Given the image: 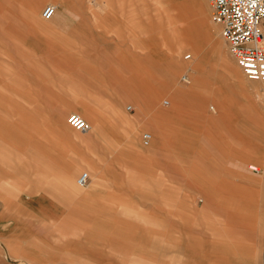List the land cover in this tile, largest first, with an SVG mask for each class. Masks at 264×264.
Masks as SVG:
<instances>
[{
  "label": "crops",
  "instance_id": "crops-1",
  "mask_svg": "<svg viewBox=\"0 0 264 264\" xmlns=\"http://www.w3.org/2000/svg\"><path fill=\"white\" fill-rule=\"evenodd\" d=\"M50 1L53 0H31L30 4L26 0H0V6L5 4L13 11V17L28 22L22 26L11 22L0 24V93L4 94V100L0 101V201L10 204L11 200L8 202L6 198L12 197L18 205H6V209L0 212L1 216L5 212L11 213L7 217L9 223H4V218L0 217V255L11 261L20 259L36 264H55L39 263L38 259L48 258L47 252L54 255L76 249L83 255L82 260L87 262L102 259L99 249L95 248L102 246L101 250L105 248L107 252L115 253L114 259L121 261L120 264H264V144L261 145V139L259 141L257 136L254 137L253 141L260 149L256 147L255 163L246 162L251 155L245 147L248 134L240 136V133L237 137L227 131L228 136L222 135L226 130L223 131L218 124L220 115L227 117L222 111L228 110L229 113L230 101L215 100L214 107L204 96L200 101L201 96L193 91L196 89L192 84L194 71L181 61L179 52V49H185V43L179 37V32L184 29L185 12L182 5L173 7L175 9L172 11L163 7L166 0H153L151 8V0H89V5L54 0L51 4L54 7L52 15L57 14L45 19L40 8ZM115 3L118 4L117 8ZM20 5H27V8ZM161 7L167 11L166 19L159 13L162 12L159 10ZM151 12H155L154 18ZM103 13L115 14V21L118 16L122 17L135 29L140 26V17V20L148 18L150 23L156 25L154 30L159 35L164 30L178 49L169 58L171 61L164 72L166 75L156 77L150 73L147 86L128 89V80L123 81L118 77L132 73L136 77L139 72L133 71L135 62L147 57L134 41H130L135 34L125 30L129 25L115 26L114 30L109 31L114 27L108 26L114 16ZM201 13V8H197L187 14L191 23L189 34L194 41L189 46L194 51L200 49L195 20ZM8 19L12 21V18ZM104 20H108V23L102 22ZM73 22H76L75 25ZM19 27L28 30L24 32ZM76 28L86 29L91 37H83V32ZM72 29L74 33L81 34L72 36ZM39 42L46 45L39 51L40 55L64 52L70 57L76 55L71 57L74 61L85 57L103 61L115 59L118 65L115 71L119 72L115 77L121 88L115 91L117 99L104 105L111 121L96 111L101 107V96L86 93V90L95 93L100 89L97 83L84 76L89 74L79 72L70 74L71 79H58L60 73L57 70H49L51 67L39 63L42 59L36 58L38 54L34 52L33 45ZM60 45L69 47L62 48ZM223 54L231 66H235L224 48ZM107 65L109 62L101 67L106 68ZM172 65L182 66L180 68H183L184 74L187 73V87L180 86L175 80L180 68L170 71ZM87 66L74 64L70 68L78 71ZM151 68L154 69L153 66ZM230 71L239 80L236 76L238 70L234 69L235 73ZM227 75L230 74L227 72ZM52 90L82 92L73 97L77 101L73 106H78L80 111H73L72 114L79 115L91 126L83 130L88 141L85 154L73 160L79 167L85 168L77 177L66 161L64 169H58L52 161L54 157L49 154L52 149L47 140L56 141L53 147L61 143L63 130L58 126L66 127L64 119L73 107H59L51 120L41 119L44 111L39 96L46 97ZM188 90L196 93L199 100L194 96L193 100H186ZM162 96H167L169 100H163L170 103L165 105ZM89 99H93L96 105L89 103ZM126 101L131 104L125 105ZM137 103H141V107ZM219 109L221 113H217ZM243 110L241 115H245L246 119L248 111ZM263 110V101L259 99L256 102L258 118L259 115L263 116ZM133 112L139 115H132ZM206 123H215L216 129L211 128V132L217 135L209 137L211 140L205 138L210 140L208 144L202 139L195 142L193 135L201 132V129L205 134ZM101 124L115 133V142L105 135L103 131L107 130ZM70 128L72 130L66 127L72 135L81 136L82 131ZM142 130L145 131L140 135ZM144 133L150 136L146 143L143 142ZM254 134L258 135L257 131ZM233 139L239 145L240 153L227 152L234 147ZM241 141H245L244 145ZM100 148L103 149L102 154L99 153ZM237 148L234 147L235 150ZM106 152L116 153L109 158L117 164L115 172L119 171L115 173V194L125 199L120 206H115V229L105 222L106 218L98 216L102 207L110 208L107 201L104 202L102 193L107 184L99 174L108 165L99 157ZM232 154L245 156L243 160H233L228 156ZM250 164L260 169L249 170ZM8 170L16 175L8 176ZM83 173L87 175V181L80 185L77 179ZM243 181L251 189L250 192L255 191V194L252 193L254 197L232 190L234 184L243 187ZM22 182L29 183L31 188H26ZM250 182H256V189L249 186ZM184 186L191 188L185 200L181 201ZM194 195L203 199L200 211L187 200ZM213 199L218 200L223 210L212 212L209 204ZM198 231L212 233L216 239L212 248L211 243L199 238L197 241L195 236ZM40 243H45L47 249L41 248ZM146 248L153 251L162 249L164 252L160 256L150 257L143 253ZM15 250L19 253H14ZM182 250L186 255L181 254ZM67 255L64 256L69 257ZM69 258L75 260L71 256Z\"/></svg>",
  "mask_w": 264,
  "mask_h": 264
},
{
  "label": "rangeland",
  "instance_id": "rangeland-1",
  "mask_svg": "<svg viewBox=\"0 0 264 264\" xmlns=\"http://www.w3.org/2000/svg\"><path fill=\"white\" fill-rule=\"evenodd\" d=\"M31 4V0H26ZM45 1V0H44ZM71 4H84V5H89L90 2L89 0H70ZM53 1H50L49 4H47L48 2L44 3V5H51L53 4ZM152 5L149 6V8H151L153 6V0L150 1ZM195 3H199L201 10L203 11V13H201L200 17L207 23L206 26H204L205 28V35L204 33L200 34V38H202V43L205 41V45L198 51H194L190 48L189 44L192 45L193 44V40H190L189 42H187V44H185V49H179L180 52V58L182 62H186L188 67H190V69H192L194 71L193 77H192V84L195 85V88L193 91H196L197 94H199L201 97H206L209 101V105H214V101L215 100H219L221 102L223 101H230V112L228 113V110H223L222 112H225L224 114L227 115V117H223V115H220V120L218 122V124L220 125L219 127L222 129L223 131L226 130L224 133H222V135H226L228 136L230 132L231 135H235L237 137L243 136L244 133L248 134V140H247V145H245L246 149L248 150L249 153V158L247 160H245L248 163H255V154L257 153L256 147H258L260 149V146L256 145V142H254L253 138L254 137H258V140L261 139L260 144H264V140L262 141V138H264V110L263 113L261 115H259L260 117L258 118L256 116V102L259 101V99L263 101V107H264V95L262 94L264 91V87H262V85L260 84V82L258 81H253V80H249L241 71V69L239 68V66L237 65L234 57L232 56V54L230 53L229 49H228V45L225 42V40L222 38L221 34H220V26L216 23H214L211 19V8L208 4L207 0H166L165 3H163V7L165 9L168 10H172L175 9L173 7H179L180 5H183L185 8H187L188 11L191 10L192 5ZM2 3H0L1 5ZM42 6L40 9L42 11V8H44L45 6ZM118 5V4H117ZM117 5L115 3V8H117ZM22 8L24 7V9L27 8V5H20ZM86 7V6H85ZM161 7L159 8V10H162V12L159 11V13L162 14V16H164V19H166V15H167V11H164V8ZM171 8V9H170ZM14 9V8H13ZM173 11V10H172ZM0 13H1V21L0 24L4 25L7 23H13L17 26H22L24 24H28V22H26V20H24L23 18L20 17H13L14 13L12 10H9L8 8H6L5 4L3 6H0ZM154 13L155 12H151L150 15L152 14V18H154ZM40 14V13H39ZM42 14V13H41ZM57 13L54 14V16H56ZM106 15H110V16H114V20H112L111 23H109L108 26H114L111 27V30L115 29V26H125L126 24L129 25L127 22H125L124 20H122V17L118 16V19L115 21V14L113 13H103ZM139 14V13H138ZM89 13L86 14V16H88ZM53 16V15H52ZM53 16V17H54ZM145 16V15H144ZM8 17L12 18L9 20ZM41 17V16H40ZM199 17V18H200ZM151 18V19H152ZM141 17L139 18L138 22L140 24V26H138L136 29L132 28L130 25L128 28H126V31H130V32H134L133 34H135V36L130 40L131 42L134 41V43L136 44V47L139 48V50L141 52H143L144 57L147 59L146 60H141V61H136L134 66H133V71H137L139 72L138 75L136 77L133 76V73L130 76H121L118 77L120 80H128V89H132L135 87H140V86H147V83L150 81L149 79V74L151 73V76H161V75H166L164 74L165 70L169 68L170 66V61L171 59H169L172 56H174V54L176 53V46L173 42V40L169 37V35L167 36V33L164 32V30H161L160 33H162L161 35H159V33L154 30V26H156L155 24H153V22H149L150 20L148 18H142V20H140ZM144 19V20H143ZM77 20V19H75ZM190 18L187 19V17H184V22H183V27H184V23L187 26L188 22H189ZM105 24L108 23V20H104L102 21ZM76 22H73V24L75 25ZM72 24V25H73ZM199 25V23H197ZM170 25V23H169ZM25 27H28L25 25ZM2 29H4V26H2ZM19 30L22 31H27L28 29H21V27L18 28ZM120 29V28H119ZM216 29V30H214ZM77 31L79 32H83V37H89V33L86 31V29L84 28H76ZM5 31V30H4ZM72 36H78L81 33H74V30L72 29ZM67 36H71L67 35ZM162 36V37H161ZM204 36V37H203ZM37 37V36H36ZM91 37V36H90ZM2 42V41H0ZM184 42V41H183ZM204 44V43H203ZM34 49H35V53L38 54V56L36 57L37 59H42L39 63H45L47 66L51 67L50 69H54L57 70L60 73V76H58V79H61L63 77H68L69 79L73 78L72 76H70V74L73 73H81V74H89V75H84L87 77V79L93 81L94 83H97L100 87V89H98L95 93H93L92 90H86V93L88 94H92L94 96H101L102 100L100 101L101 103V107L96 108V111L103 115L104 117H106L108 120L111 121L112 118L109 117V113H108V109L105 108L104 105H106L107 103H109L112 100H115L116 97H118V94H115V91L117 89H120L121 86H119L120 84L118 83L115 74L119 75V72L115 71V67H117L118 65L115 63V59L112 58V60H107V61H103V60H98V59H88L90 57H85V58H81L80 61H74L71 59V57L73 58L74 56L77 57L76 55H72L71 57L66 55V53H52V54H47V55H40L39 51H41L42 48H46L45 44H42L41 42H39L38 44H34ZM201 46V45H200ZM59 47H66L64 45H60ZM69 47V46H68ZM66 47V48H68ZM136 48V49H137ZM223 48H224V52L225 54H227L235 63V66H231V64L228 61V58L225 57V55L223 54ZM190 49V50H189ZM67 52L69 54L70 50L67 49ZM186 54H190L191 57L185 59V55ZM71 55V54H69ZM207 55V56H206ZM77 59V58H76ZM79 60V59H78ZM91 60V62L89 61ZM109 65L106 66V68H102V64L108 63ZM90 63L96 65V67H94L93 65H91ZM86 65L90 64L87 67H83L82 70H73L70 68L71 65ZM182 65V64H181ZM151 66L154 67V69L151 68ZM156 66V68H155ZM175 67H173V65L170 67V71L173 70L174 68H180L182 66H178V65H174ZM118 68V67H117ZM237 69L238 72L236 74V76H238L239 80H237L236 78H234L232 72L230 70ZM150 70H152L150 72ZM132 71V72H133ZM227 72L230 75H227ZM185 72L183 71V68H180L179 70H177V73L175 75V80L178 82V84H180V86L182 87H187V82H183L181 81V76L184 74ZM235 73V72H234ZM187 74V73H186ZM227 75V76H224ZM187 76V75H186ZM166 79H168L166 77ZM193 80L195 82H193ZM189 82V79H188ZM187 95L185 97L186 100H192L193 99V95L191 96V92L192 90H188L186 91ZM85 93V92H84ZM85 93V94H86ZM38 94L37 97L39 96V92L36 93ZM51 96H48V95ZM81 93H77V92H72V91H57V90H52V92L48 93L46 97H42L39 96V103L44 111V117L41 116V119H43L44 121H49L53 118V114L55 112H57V109H59V107L62 108V106H69V105H75L76 104V100L73 99L74 96L77 95H81ZM116 95V97H115ZM166 95V94H165ZM199 96V97H200ZM227 96L225 99L224 97ZM143 98V97H142ZM142 98L140 100H142ZM195 98H198L197 96H195ZM117 99V98H116ZM163 99H168L167 96H162L161 100L164 103ZM144 100V99H143ZM226 101V102H227ZM89 103L96 105L95 102H93V99H89L88 100ZM93 102V103H92ZM170 102H168L169 104ZM25 104V103H24ZM131 104V102L126 101L125 105ZM138 104V103H137ZM244 105V106H241ZM138 106L141 107V103L138 104ZM241 106V107H240ZM246 109V111H248V115L245 119V115H241V113H244V110ZM208 110V108H207ZM220 110V109H219ZM73 111H80V109L78 108V106H73L70 108V111L68 112L66 118L64 119L65 121V125H69L68 123V117L72 114ZM220 111H217V113ZM135 112L132 113V115H134ZM232 114V116L230 117V115ZM135 115H139V114H135ZM219 115V114H218ZM216 115V117L218 116ZM211 116V115H210ZM230 117V118H228ZM113 121V120H112ZM260 121V122H258ZM221 122V124H220ZM246 122V123H245ZM205 125V132L208 134H204V130L201 129V132H196L193 137H194V141L197 142L198 140L204 141L205 143L208 144V142L211 140V138L209 137H215L217 134L214 132H211V128L214 130L216 129L215 127V123H209V124H204ZM70 126V125H69ZM91 126V125H89ZM103 129H106V131H103L105 133V135L111 137L109 140L110 141H114L115 142V133L114 132H110L108 129V127L105 124H101ZM208 126V128H207ZM71 127V126H70ZM89 128V127H88ZM61 129L63 130L62 134L60 135V138L63 139L61 141V145H55L53 147V143L57 144L56 141H49L47 140V143H49V147L52 149L51 152L49 154H51L52 157H54L52 159V161L55 162L56 167L58 169H64V164L68 163V165L70 166V169L75 170L76 176L77 177L82 171L85 170L84 167H79V165H77L73 160H75L76 158L81 157V155L85 154L86 152V143L87 138L85 137L86 131H82L81 132V136L80 137H76L74 135H72L71 132H69L66 127H61ZM74 131V130H73ZM145 130H142L140 132V135L142 132H144ZM257 131L258 135H255L254 132ZM114 135V136H113ZM140 135H139V139H140ZM209 138L210 140L207 141L205 138ZM244 137L246 138V136L244 135ZM64 141V142H63ZM125 141V140H124ZM123 141V142H124ZM260 141V140H259ZM242 142V141H241ZM90 143V142H89ZM239 143V141H238ZM243 145L245 143V141L242 142ZM259 143V142H258ZM232 144L234 147H238L236 150L233 148H230L227 152L228 153H233V152H239L241 151L239 145H236L237 142L233 139L232 140ZM201 146V145H200ZM264 146V145H263ZM103 149L100 148L99 153L102 154ZM215 151V150H214ZM213 151V152H214ZM263 154H264V149L262 148ZM226 152V153H227ZM116 153L115 152H106L104 156H99L103 162L108 163L107 165V169L105 167H103L101 169V171L99 172V174L102 175V180L107 184L105 188L102 189V193L104 195V202L109 204L110 208H105L102 207V212L100 213L101 218H106L107 221H105L108 225H112V228L115 229V206L118 207L120 206V202L125 199H122V197H118L115 194V173H119L115 172V168L117 167V164H114L113 161H111L109 158H112V156H114ZM42 156V155H41ZM233 160L235 159H244V156L242 154H237L236 156H234L232 154L229 155ZM43 157V156H42ZM253 159V160H251ZM264 160V157H263ZM64 161H66L64 163ZM262 164L264 165V163L262 162ZM131 166V165H130ZM232 166H236L235 164ZM117 170V169H116ZM9 171V170H8ZM97 171V170H96ZM181 176L183 175L184 178L186 177V175L184 173H180ZM8 176H12L14 177L16 174L11 171L7 172ZM6 175V176H7ZM99 175V176H101ZM24 184V186L26 188H31V185H29V183L26 182H22ZM3 184H6L5 182H3ZM250 187H256V182H250L249 183ZM242 186H239L238 184H234L232 185V190H238L241 193H246V194H250L251 197H254L253 194H255L254 192H250L249 188H247V184L243 181L242 182ZM253 188V189H254ZM18 192L21 191V189L17 186ZM256 189V188H255ZM248 190V191H247ZM6 191V190H5ZM190 192V188H188L187 186H184V189L181 191V196H180V200H185L184 198L187 197V195ZM253 193V194H252ZM247 196V195H246ZM134 196H131L130 198H133ZM236 197V196H233ZM15 199V198H14ZM12 197L11 198H6V200L9 202L10 200V204H6L0 201V212L3 209H6V205L8 207H17L18 205H16L17 203L15 202L16 200H14ZM117 199V200H116ZM238 199V198H237ZM187 200H189L192 205L196 206V209L198 211L201 210L202 206H203V199L197 195L188 197ZM210 208L212 209V212H220L222 209V205L219 204L218 200H211L210 204H209ZM234 211V210H233ZM104 212H106L105 214H103ZM198 213V212H197ZM11 216V213H6L4 214V216L0 215V217H2L4 223H9V221H7V217ZM160 216V215H158ZM197 219L199 220V216L198 214H196ZM201 218V217H200ZM11 220V219H10ZM169 222V221H168ZM12 223V221H11ZM167 226H170L169 223H167ZM169 229V228H168ZM109 232V231H108ZM114 232V231H112ZM212 234V233H211ZM211 234H206V233H202V232H197L195 237H197V241L200 239L201 241H205L208 243H211V248L214 245V241L216 240L215 237ZM199 238V239H198ZM80 241V240H79ZM41 248L43 249H47V245L45 243L41 244L40 243ZM54 246V245H53ZM210 247V246H209ZM95 248H98V253L101 255L102 259H96V260H91V261H87L90 263H98V264H120V262H118L117 260H115V253H109L107 252V249H103L101 250L102 246H95ZM185 248V247H184ZM143 249V248H142ZM210 249V248H209ZM146 250L145 252H143L144 254L147 253V256H160V253H163L164 250L159 249V250H149V248L144 249ZM205 251V250H204ZM183 252V250H182ZM14 253L18 254V251H14ZM57 254L54 255H50L49 252H47V256L48 258H40L38 259L39 263H55V264H83V263H87L86 260H82L83 255L81 254L80 250H76V249H71L69 252H56ZM41 254V253H39ZM68 254L69 257H73L75 260L70 259L69 257H65L64 255ZM182 255H186V252L181 253ZM67 255V256H68ZM37 262H30L27 261L25 262L24 260H9L7 258L4 257L3 254L0 255V264H36Z\"/></svg>",
  "mask_w": 264,
  "mask_h": 264
},
{
  "label": "built area",
  "instance_id": "built-area-1",
  "mask_svg": "<svg viewBox=\"0 0 264 264\" xmlns=\"http://www.w3.org/2000/svg\"><path fill=\"white\" fill-rule=\"evenodd\" d=\"M211 19L220 26V34L228 45L243 74L264 86V0H207ZM54 13L53 5H46L42 17L48 19ZM185 58H189L186 54ZM68 122L78 131L88 125L78 115H70ZM150 136L143 134L146 143ZM86 174L80 177L83 182Z\"/></svg>",
  "mask_w": 264,
  "mask_h": 264
},
{
  "label": "bare ground",
  "instance_id": "bare-ground-1",
  "mask_svg": "<svg viewBox=\"0 0 264 264\" xmlns=\"http://www.w3.org/2000/svg\"><path fill=\"white\" fill-rule=\"evenodd\" d=\"M182 8H183V10H184V15H185V17H187V14H189V12L190 11H194V10H196L197 8L198 9H200L199 8V3H195V5L193 4L192 5V7H191V10L190 11H188L187 10V8H185L183 5H182ZM199 15H201V14H199ZM187 19H188V17H187ZM197 20H195V21H197V23H199V25H198V29H197V31H198V33H199V40H198V44H199V47H200V49L205 45V41L202 43V38H200L201 36H200V34H202V33H204L205 32V27L204 26H206V22L200 17V18H196ZM215 23V22H214ZM190 30H191V23H190V20H189V22H188V24H187V26L185 25V23H184V29L183 30H181L180 32H179V37L184 41V43L185 44H187V42H189L190 40H192V38H191V35L189 34L190 33ZM214 30H216V29H214ZM10 34V33H9ZM16 35V34H15ZM203 35V34H202ZM204 36H206L205 35V33H204ZM203 36V37H204ZM196 37H194V40H196L197 41V39H195ZM25 45V44H24ZM201 45V46H200ZM200 49H198V50H200ZM4 51V50H3ZM189 55V58L191 57V55L190 54H188ZM207 56V55H206ZM5 57V56H4ZM185 57V56H184ZM186 59V58H185ZM25 70V69H24ZM181 81H183V82H188V77L186 76V74H183L182 76H181ZM262 87H264V86H262ZM193 92V91H192ZM153 96H154V94H152ZM194 97L195 96H197V94L195 93H193L192 94ZM155 97V96H154ZM1 100H4V94H1L0 93V101ZM193 100V99H192ZM198 100H199V98H198ZM200 101H202V97L200 98ZM164 104L165 105H167L168 104V101H164ZM212 106H214V105H212ZM129 107V106H128ZM215 107V106H214ZM117 111V110H116ZM230 112V111H229ZM74 114V113H73ZM73 114H71V115H73ZM75 115H77V114H75ZM79 116V115H78ZM231 117V116H230ZM83 119V118H82ZM68 120V119H67ZM84 120V119H83ZM85 121V120H84ZM86 122V121H85ZM69 123V122H68ZM70 125V124H69ZM69 125H67L66 124V127L67 128H69L70 130H72L70 127H69ZM88 125V124H87ZM71 126V125H70ZM58 127H63V125H61V126H58ZM65 127V126H64ZM88 127H89V125H88ZM88 127L86 128V129H88ZM74 129V128H73ZM85 129V130H86ZM75 130V129H74ZM158 138H159V136H158ZM27 149V148H26ZM43 150H44V148H42ZM229 156V155H228ZM230 164V163H229ZM238 166H240V164L238 165ZM242 167V166H241ZM249 167V166H248ZM249 169V168H248ZM254 170V171H258L260 168L258 167V166H256V165H254V164H250V169L249 170ZM83 174H85V173H83ZM82 174V175H83ZM81 175V176H82ZM193 175V174H192ZM192 175H191V177H192ZM80 176V177H81ZM80 177L77 179V182H78V184H80V185H84L85 183H86V181H87V175H86V177H85V179L83 180V182H80L79 180H80ZM194 178V177H193ZM196 180V179H195ZM190 182V181H189ZM188 186V185H187ZM191 188V187H190ZM167 220V219H166ZM13 223V222H12ZM1 225V224H0ZM49 229V228H48ZM18 240V239H17ZM93 257V256H92Z\"/></svg>",
  "mask_w": 264,
  "mask_h": 264
}]
</instances>
